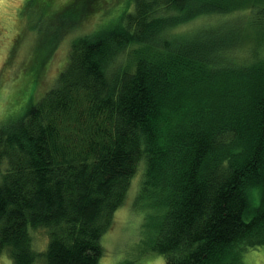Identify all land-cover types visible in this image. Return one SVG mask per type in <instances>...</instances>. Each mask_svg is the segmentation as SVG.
Here are the masks:
<instances>
[{
	"label": "trees",
	"instance_id": "1",
	"mask_svg": "<svg viewBox=\"0 0 264 264\" xmlns=\"http://www.w3.org/2000/svg\"><path fill=\"white\" fill-rule=\"evenodd\" d=\"M66 1L20 12L56 6L42 64L78 30L52 86L0 118V254L98 264L141 166L133 208L151 251L165 264H246L264 245V0Z\"/></svg>",
	"mask_w": 264,
	"mask_h": 264
},
{
	"label": "rangeland",
	"instance_id": "2",
	"mask_svg": "<svg viewBox=\"0 0 264 264\" xmlns=\"http://www.w3.org/2000/svg\"><path fill=\"white\" fill-rule=\"evenodd\" d=\"M126 1H116V11L122 8ZM66 0H57L59 5ZM26 0H0V118L16 117L20 112L40 98L54 83V79L63 69L61 64L66 59L69 41L74 33H68L52 56V60L42 64L43 58L50 49V41L55 27L53 11L50 7L41 13L34 10L20 14ZM23 14V15H22ZM98 12L92 15L83 25L82 32L92 31L100 21ZM112 21L115 16H109ZM246 17V14L243 16ZM111 18V19H110ZM192 23V21H191ZM80 26V27H81ZM190 26V25H188ZM93 28V29H92ZM92 29V30H91ZM183 29V28H180ZM190 30H187V33ZM52 64V65H51ZM47 65L49 68L47 69ZM47 70V71H46ZM46 72V73H45ZM56 74V75H55ZM55 76V78H53ZM53 78V79H52ZM140 168L132 177L123 204L117 208L109 229L101 236L100 244L103 253L98 264H165L164 256L153 252L141 241L143 212L133 208L140 179ZM252 205L260 201L258 189L250 193ZM34 249L44 251L47 235L43 229L30 230ZM246 264H264V245L250 249L244 254ZM0 264H12L7 252L0 254ZM34 264H45L44 256L36 258Z\"/></svg>",
	"mask_w": 264,
	"mask_h": 264
}]
</instances>
